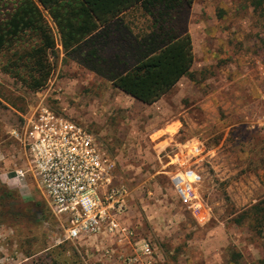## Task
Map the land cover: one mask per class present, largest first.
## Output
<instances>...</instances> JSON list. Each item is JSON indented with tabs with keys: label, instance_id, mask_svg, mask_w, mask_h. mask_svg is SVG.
<instances>
[{
	"label": "rangeland",
	"instance_id": "rangeland-1",
	"mask_svg": "<svg viewBox=\"0 0 264 264\" xmlns=\"http://www.w3.org/2000/svg\"><path fill=\"white\" fill-rule=\"evenodd\" d=\"M259 2L254 7L252 0H195L187 23L177 18L176 24L192 38L194 70L156 105L120 93L61 52L40 91L53 110L84 126L116 161L115 183L129 191L121 221L151 244L152 264L264 262L262 225L255 228L259 234L251 228L253 218L235 223L264 199V84L256 70L264 60V0ZM146 25L139 21L134 35ZM134 35L121 47H99L101 60L120 55L123 63L132 61L127 52L139 46ZM0 98V154L9 158L0 165V184L19 199L0 218V264H123L122 256L133 254L132 240L120 246L102 235L67 240L66 219L53 215L34 184L17 187L5 179L14 165H25L9 129L37 97L0 71ZM186 105L192 111L183 117ZM175 111L181 115L167 124ZM195 145L202 155L187 167L200 178L196 209L181 201L171 182L178 171L171 159ZM31 203L40 204L43 215L30 213ZM106 249L115 253L108 256Z\"/></svg>",
	"mask_w": 264,
	"mask_h": 264
},
{
	"label": "trees",
	"instance_id": "trees-1",
	"mask_svg": "<svg viewBox=\"0 0 264 264\" xmlns=\"http://www.w3.org/2000/svg\"><path fill=\"white\" fill-rule=\"evenodd\" d=\"M194 2L0 0V71L26 91L36 93L50 82L54 63L62 52L125 95L143 104H154L189 75L194 63L192 38L176 25L177 18L187 23ZM252 5H260L259 0H252ZM139 21L147 25L134 35ZM132 35L139 43L135 51L127 52L132 61L123 63L120 55L101 60L99 47L116 43L121 47ZM18 201L16 192L0 184V218L19 205ZM39 206L31 203L29 212L43 215ZM219 214L225 213L220 210ZM245 218H253L251 228L261 234L255 228L262 225L264 229V199L242 212L235 223Z\"/></svg>",
	"mask_w": 264,
	"mask_h": 264
},
{
	"label": "built area",
	"instance_id": "built-area-1",
	"mask_svg": "<svg viewBox=\"0 0 264 264\" xmlns=\"http://www.w3.org/2000/svg\"><path fill=\"white\" fill-rule=\"evenodd\" d=\"M256 70L264 84V60L256 62ZM33 94L37 101L21 115L22 122L8 132L23 154L25 165H14L5 179L17 187L34 184L53 215L66 219L67 240L100 235L119 242L132 240L133 254L122 256L123 264H152L151 244L136 237L135 230L121 221L129 191L124 184L115 183L116 161L84 126L53 110L46 93ZM260 94L264 101V85ZM202 152L200 145L185 147L171 159L178 169L171 179L173 187L191 208L196 206L195 183L200 178L187 162ZM8 159L0 154V165ZM105 252L109 256L115 250Z\"/></svg>",
	"mask_w": 264,
	"mask_h": 264
},
{
	"label": "crops",
	"instance_id": "crops-1",
	"mask_svg": "<svg viewBox=\"0 0 264 264\" xmlns=\"http://www.w3.org/2000/svg\"><path fill=\"white\" fill-rule=\"evenodd\" d=\"M58 47H60V46H58ZM193 47H194V45H193ZM193 50H194V48H193ZM61 56H64L65 58H66V56L61 52ZM63 60V59H62ZM194 63H195V57H194ZM193 63V65H192V67H191V69H190V71H189V73H191L193 70H194V64ZM71 65H74L73 67H74V71L76 72L77 70L76 69H79V68H77L78 66H77V64L74 62V63H71ZM77 66V67H76ZM81 71V70H80ZM76 76H78L79 77V74H77ZM184 77L185 76H183L179 81H178V83L182 80V79H184ZM81 80V78H76V81H74V82H78V81H80ZM177 83V84H178ZM176 84V85H177ZM175 85V86H176ZM70 86V85H69ZM174 86V87H175ZM71 87V86H70ZM173 87V88H174ZM172 88V89H173ZM171 89V90H172ZM74 90H75V88H74ZM170 90V91H171ZM119 91V90H118ZM75 92L76 91H74V94H75ZM120 92V91H119ZM120 93H122V92H120ZM122 94H124V93H122ZM125 95V94H124ZM128 96V95H127ZM130 97V96H129ZM130 98H132V97H130ZM133 99V98H132ZM136 101V100H135ZM159 101V100H158ZM157 101V102H158ZM138 102V101H137ZM157 102L156 103H154V104H151V105H147V104H144V105H147V106H153V105H156L157 104ZM139 103H141V102H139ZM143 104V103H142ZM65 107V106H64ZM192 111V106L191 105H186L185 107H184V110L182 111V113H183V117H185V116H188L189 115V112H191ZM181 115V112H179V113H176V111L174 112V114H173V116H172V118L171 119H169L167 122V124H172V123H175V121H174V119L175 118H178L179 116ZM179 120V119H178ZM163 128H161L160 130H162ZM123 223V222H122ZM124 224V223H123ZM127 226V225H126ZM118 242V245L120 246L121 244H122V242H119V241H117ZM123 252V251H122Z\"/></svg>",
	"mask_w": 264,
	"mask_h": 264
}]
</instances>
